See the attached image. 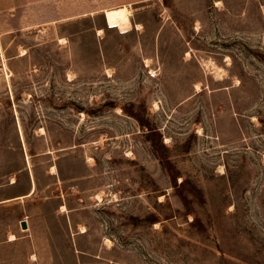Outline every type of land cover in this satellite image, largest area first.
Here are the masks:
<instances>
[{
  "label": "rangeland",
  "instance_id": "1",
  "mask_svg": "<svg viewBox=\"0 0 264 264\" xmlns=\"http://www.w3.org/2000/svg\"><path fill=\"white\" fill-rule=\"evenodd\" d=\"M58 2L0 14V264H264V0Z\"/></svg>",
  "mask_w": 264,
  "mask_h": 264
},
{
  "label": "crops",
  "instance_id": "2",
  "mask_svg": "<svg viewBox=\"0 0 264 264\" xmlns=\"http://www.w3.org/2000/svg\"><path fill=\"white\" fill-rule=\"evenodd\" d=\"M40 3H41V6L43 7L44 12L45 11L50 12L51 0H0V14H2L3 12L7 10H13L21 6L40 4ZM123 5L125 6L126 4H122V6ZM58 6H59L58 7L59 10L63 11L61 10L62 7H70V8L71 7H88V6H92V4L88 3V0H76V3L74 2V0H59ZM106 9H109V8H105L104 10ZM73 11L77 12L76 10H73Z\"/></svg>",
  "mask_w": 264,
  "mask_h": 264
},
{
  "label": "water",
  "instance_id": "3",
  "mask_svg": "<svg viewBox=\"0 0 264 264\" xmlns=\"http://www.w3.org/2000/svg\"><path fill=\"white\" fill-rule=\"evenodd\" d=\"M21 227L24 228V229L26 228V223H25L24 220L21 221Z\"/></svg>",
  "mask_w": 264,
  "mask_h": 264
},
{
  "label": "built area",
  "instance_id": "4",
  "mask_svg": "<svg viewBox=\"0 0 264 264\" xmlns=\"http://www.w3.org/2000/svg\"><path fill=\"white\" fill-rule=\"evenodd\" d=\"M149 75H150L151 77H154V76H155V72H150Z\"/></svg>",
  "mask_w": 264,
  "mask_h": 264
},
{
  "label": "bare ground",
  "instance_id": "5",
  "mask_svg": "<svg viewBox=\"0 0 264 264\" xmlns=\"http://www.w3.org/2000/svg\"><path fill=\"white\" fill-rule=\"evenodd\" d=\"M217 69V67H215ZM218 70V69H217Z\"/></svg>",
  "mask_w": 264,
  "mask_h": 264
}]
</instances>
